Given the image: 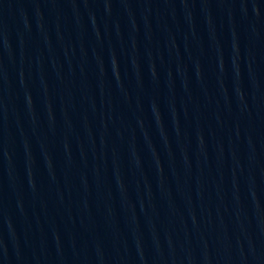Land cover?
Here are the masks:
<instances>
[{
  "label": "water",
  "instance_id": "water-1",
  "mask_svg": "<svg viewBox=\"0 0 264 264\" xmlns=\"http://www.w3.org/2000/svg\"><path fill=\"white\" fill-rule=\"evenodd\" d=\"M0 264H264V0H0Z\"/></svg>",
  "mask_w": 264,
  "mask_h": 264
}]
</instances>
